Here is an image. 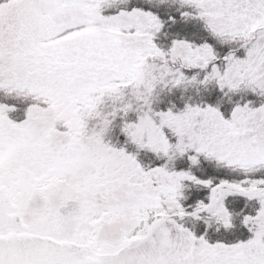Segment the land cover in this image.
Listing matches in <instances>:
<instances>
[{
    "label": "snow or ice",
    "instance_id": "6c2138e0",
    "mask_svg": "<svg viewBox=\"0 0 264 264\" xmlns=\"http://www.w3.org/2000/svg\"><path fill=\"white\" fill-rule=\"evenodd\" d=\"M0 264H264V0H0Z\"/></svg>",
    "mask_w": 264,
    "mask_h": 264
}]
</instances>
